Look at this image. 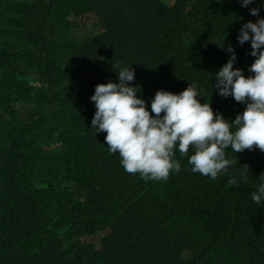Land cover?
I'll use <instances>...</instances> for the list:
<instances>
[{
	"label": "trees",
	"instance_id": "1",
	"mask_svg": "<svg viewBox=\"0 0 264 264\" xmlns=\"http://www.w3.org/2000/svg\"><path fill=\"white\" fill-rule=\"evenodd\" d=\"M24 1L0 0V264H204L217 251L216 264H264V203L251 200L259 149H227L237 160L216 180L176 151L179 173L145 181L90 128L94 87L118 82L117 65L131 66L146 102L195 82L201 103L242 112L211 84L229 58L224 45L250 75V43L236 37L259 0ZM90 14L102 31L79 38L70 17ZM244 164L249 176L230 184Z\"/></svg>",
	"mask_w": 264,
	"mask_h": 264
},
{
	"label": "clouds",
	"instance_id": "2",
	"mask_svg": "<svg viewBox=\"0 0 264 264\" xmlns=\"http://www.w3.org/2000/svg\"><path fill=\"white\" fill-rule=\"evenodd\" d=\"M38 1L31 0L30 4L24 1L22 5L32 9ZM255 2L238 0L242 8ZM259 5L249 9V14L257 18L255 22L242 24L236 37L241 46L250 43L249 55L254 58L247 68L250 75L234 67L235 50L224 45L229 58L212 78L215 80L211 84L212 94L215 90L221 98L231 97L244 105L238 114L233 102L201 103L198 97H203L195 82L188 83L179 93L157 90L150 103L146 102L138 95L140 86H131L135 80L131 66L117 65L118 82L94 87L90 102L95 112L90 128L95 134L106 133L108 150L119 154L120 165L127 173L138 174L145 181L166 180L170 173L181 171V164L174 158L179 151L182 156H188L191 172L216 180L221 172L233 166L236 153L253 149L264 153V16L260 15L264 0H259ZM133 26H140V22L134 21ZM156 62L155 68L166 69V58L158 56ZM249 174L247 164L236 167L229 183L246 179ZM258 179L261 183L251 193V200L260 205L264 203V173ZM219 252L203 259L204 264H216Z\"/></svg>",
	"mask_w": 264,
	"mask_h": 264
},
{
	"label": "rangeland",
	"instance_id": "3",
	"mask_svg": "<svg viewBox=\"0 0 264 264\" xmlns=\"http://www.w3.org/2000/svg\"><path fill=\"white\" fill-rule=\"evenodd\" d=\"M174 0H166L168 4H172ZM48 15V10L43 13V17L46 18ZM70 21L76 23L75 33L80 38L81 36L96 35L101 33L102 26L100 25V20L96 15L85 16L84 18H70ZM100 235L97 236L99 238Z\"/></svg>",
	"mask_w": 264,
	"mask_h": 264
}]
</instances>
